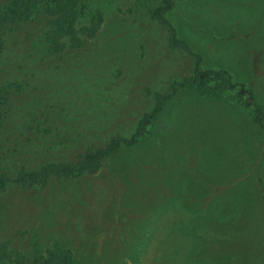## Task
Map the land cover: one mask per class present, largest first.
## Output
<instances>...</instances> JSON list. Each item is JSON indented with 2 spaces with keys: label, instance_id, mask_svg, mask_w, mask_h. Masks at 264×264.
Segmentation results:
<instances>
[{
  "label": "rangeland",
  "instance_id": "1",
  "mask_svg": "<svg viewBox=\"0 0 264 264\" xmlns=\"http://www.w3.org/2000/svg\"><path fill=\"white\" fill-rule=\"evenodd\" d=\"M160 3L88 0L79 25L99 12L94 37L15 71L3 165L74 161L129 137L157 95L160 106L97 168L4 190L9 251L40 264L57 248L67 264H264V129L238 91L264 111V0H173L164 15L188 49L151 16ZM197 61L236 86L225 74L191 81Z\"/></svg>",
  "mask_w": 264,
  "mask_h": 264
},
{
  "label": "trees",
  "instance_id": "2",
  "mask_svg": "<svg viewBox=\"0 0 264 264\" xmlns=\"http://www.w3.org/2000/svg\"><path fill=\"white\" fill-rule=\"evenodd\" d=\"M172 6L173 0H161V3L152 9L151 16L168 27L170 46L188 49L186 43L176 36L173 26L164 15L165 11L170 10ZM87 8L88 0H0V133H6L5 139L8 138L7 121L11 114L10 102L13 97L10 86L14 82L22 81L15 71L22 73L24 63L30 58L42 59L61 54L65 50L77 49L88 38L94 37L103 18L97 12L88 18L87 23L79 25L87 16ZM10 50H16V52H10ZM24 50L29 52L26 53ZM12 64L16 66L13 70L10 69ZM12 73L16 77L15 81L10 79ZM224 74L227 76L229 86L235 87L226 71L201 70L197 61L194 76L190 80L198 82L212 76L220 78ZM238 86L240 95L245 96V105L255 107L254 122L264 129L262 106L254 102L250 90L242 84ZM174 87L175 85L173 89ZM159 106L160 96L157 95L155 106L143 113L136 130L129 137L110 135L103 145L87 146L77 153L74 161L51 162L35 168L24 164L12 167L10 163L3 165L4 156L0 157V194L11 185L45 184L52 176L70 177L97 168L102 160L111 156L122 146L135 145L151 120L158 114ZM2 141L5 140L2 139ZM5 166L9 168L4 169ZM65 253L63 249L57 248L51 254V258L43 264H67ZM0 264H40V262L38 258L28 261L24 255L9 251L5 243L0 241Z\"/></svg>",
  "mask_w": 264,
  "mask_h": 264
}]
</instances>
